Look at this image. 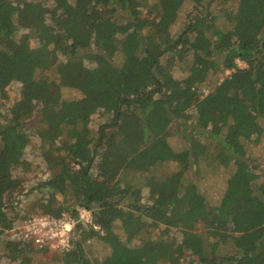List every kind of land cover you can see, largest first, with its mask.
Returning <instances> with one entry per match:
<instances>
[{"label":"trees","instance_id":"1","mask_svg":"<svg viewBox=\"0 0 264 264\" xmlns=\"http://www.w3.org/2000/svg\"><path fill=\"white\" fill-rule=\"evenodd\" d=\"M186 3L192 10L181 23ZM177 25V37H168ZM23 28L28 34L18 39ZM174 62L189 65L183 80L170 72ZM209 75L217 84L203 95L199 87ZM14 80L25 89L0 110L2 230L12 225L6 197L25 184L14 176L31 143L25 123L38 111L42 165L60 169L37 187L53 197L44 214L84 206L104 233L82 230L72 250L58 255L60 264H264V180L239 167L213 205L187 178L206 163L242 158L244 144L264 134V0H0L2 100ZM63 89L82 99L65 101ZM98 109L110 120L94 133L90 117ZM176 130L188 142L184 161L176 171L153 174L164 160H180L168 142ZM126 170L149 172L152 203L143 204L141 189L122 180ZM145 223L165 226L163 234L180 230L182 243L129 245ZM117 225L128 242L113 233ZM98 238L112 247L104 261L89 252ZM8 249L15 260L49 251Z\"/></svg>","mask_w":264,"mask_h":264},{"label":"rangeland","instance_id":"2","mask_svg":"<svg viewBox=\"0 0 264 264\" xmlns=\"http://www.w3.org/2000/svg\"><path fill=\"white\" fill-rule=\"evenodd\" d=\"M50 3H52L50 1ZM236 3H234L235 5ZM214 8L217 6V2L214 3ZM233 6V4H232ZM192 10V4L186 3L180 12V22H187V19L190 16ZM168 37L175 38L179 33V25L169 28L167 31ZM28 34V31L24 28L17 32V38L19 39L23 35ZM166 34V33H165ZM30 46L37 47V41L35 39H30ZM177 56V54H176ZM174 57V56H173ZM23 60V57H20ZM178 58H175L177 60ZM240 68H245L246 65L239 60L237 61ZM189 65L186 63H173V67L170 69V72L177 80H183L189 73ZM230 72H226V75H229ZM217 84V78L209 75L208 80L200 85L199 89L201 94L206 95L210 92L212 85ZM25 84L17 80L12 81L5 91L7 92L8 100H2L0 97V110L1 108H8L15 101L21 97L22 91ZM34 97H37V91L34 89ZM1 95V94H0ZM63 99L67 102H71L77 99H82L81 95L73 90L63 89ZM40 100L34 99V104H39ZM90 127L93 132L96 133L101 124H104L110 116L105 114L102 110H96L90 117ZM41 117L37 111L36 115L25 123V129L31 135V143L28 148H26L23 165L21 168L14 170V176L24 180L23 189L21 192L13 195H8L6 197V204L9 218L11 222L21 221L25 218L44 214V209L48 203L53 199L52 194L46 190L38 189V185L42 181L47 180L46 178L51 175H57L60 172V169H56L53 172L46 169L42 165L44 159L42 157L43 150L41 149V140L36 136V131L42 129L44 125L41 123ZM110 120V119H109ZM69 127V124L64 125ZM169 147L172 148L174 153H183L188 142L185 139H182L179 132L172 131V135L168 138ZM245 151L242 154V158L236 160L225 159L227 165H223L220 162H210L206 163L203 168V172L200 175H195L194 170H190L187 174V178H190L197 184L201 194L204 196L206 201L213 205H218L222 202L224 195L226 194L229 188V181L237 172L239 167H247L256 175V180H264V134L261 136L260 141L256 142L255 140L244 144ZM184 156L180 155L179 159H170L164 160L162 163L158 164L151 171L153 174L160 175L168 172L176 171L180 168V162L184 161ZM149 172L138 173L126 170L125 174L122 175V180H127L134 187L140 188L142 191V196L140 201L143 204L152 203L155 199L154 194L147 186L146 176ZM198 204H203L202 200L199 199ZM60 205H55V209H58ZM77 205L75 206V208ZM48 215V214H45ZM50 215V214H49ZM142 231L139 236H137L130 244L139 245L148 239L160 240L169 243L172 245L173 249L177 248L183 241V234L178 229H172L168 234H163L165 226H160L159 228L152 230L149 223L142 225ZM2 230L0 226V264H60L57 258L59 257L58 253L47 251H35L33 253L27 254L26 257H22L19 260L13 259L9 256V244L13 243L12 239L9 238V231ZM113 233L117 235L116 237L121 242H128L125 231L121 225H117L113 230ZM102 235V234H101ZM103 236V235H102ZM11 240L12 242H10ZM240 240H247L249 242V237L240 238ZM89 247V252L93 259L104 261L111 254L112 247L110 244L105 242L103 239H96L91 241ZM128 244V243H127ZM35 250L34 247H31ZM184 261H187V257H184Z\"/></svg>","mask_w":264,"mask_h":264},{"label":"built area","instance_id":"3","mask_svg":"<svg viewBox=\"0 0 264 264\" xmlns=\"http://www.w3.org/2000/svg\"><path fill=\"white\" fill-rule=\"evenodd\" d=\"M73 211L59 217L40 214L13 222L8 231L11 244L62 254L72 250L82 230L94 229L104 234L95 224L93 211L84 206H77Z\"/></svg>","mask_w":264,"mask_h":264}]
</instances>
